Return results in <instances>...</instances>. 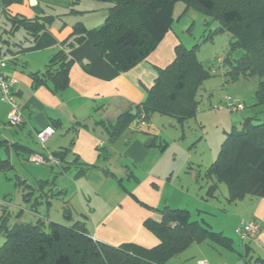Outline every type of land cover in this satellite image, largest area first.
Wrapping results in <instances>:
<instances>
[{
	"label": "crops",
	"instance_id": "crops-1",
	"mask_svg": "<svg viewBox=\"0 0 264 264\" xmlns=\"http://www.w3.org/2000/svg\"><path fill=\"white\" fill-rule=\"evenodd\" d=\"M71 1L47 0L42 4L41 0H23L21 4L5 8L0 3V15L3 16L0 57L7 59L6 75L17 81L14 92L22 110V122L18 126H9L6 123L9 106L0 101V151L7 156L4 160L0 157V161L9 164V168L0 170V173L13 169L12 153L27 161L30 154L42 152L39 148L30 147L29 140L37 148L34 134L51 126L55 133L46 141L45 151L54 153L69 148L63 163L67 169L63 173L70 176L66 179L71 182L72 195L80 198L79 207L85 204L82 202L90 205V208L85 206L83 209L88 214L80 211L67 221L68 225L82 221L88 236L114 247L134 244L151 249L159 241L144 227V222L147 219L158 220L159 210L164 207L187 210L191 221L201 222L222 235L227 230L226 234L230 237L233 232L235 234L234 229L240 222L253 220L261 224V231L243 242V252L235 249L231 238V249L205 241L191 244L166 264L170 261L195 264L197 260H206L209 264H246L247 261L252 264L256 258L264 259V198L246 197L229 203L226 196L227 207L221 206L216 192L219 182L213 197L206 196L208 186L215 183L205 177L209 165L201 173L200 165L191 167L186 162L184 165L174 159L172 162L166 159V144L153 117L160 114L151 115L148 124L143 127L138 128L133 122L114 140H110L106 132L107 125H113L121 114L135 113V107L144 101L147 90L152 87L157 70L173 61L174 48L181 43L177 34L173 30L167 32L146 59L131 70L118 73L96 51L99 40L97 30L104 22L107 5L80 0L71 6ZM71 8L75 12H70ZM187 11L184 4L176 3L173 20L187 14ZM16 15L25 19L52 16L53 21L34 40L22 28L12 27L7 16ZM76 23L84 26L85 41L67 50L71 60L67 87L53 92L52 85L34 86L31 75L43 71L58 50L59 42L69 37ZM14 129L26 138L23 141L15 139L19 134L16 131L11 133L10 130ZM58 173L62 174L61 170ZM46 176V173L37 175L38 184H46L48 180H43ZM100 176L103 181L106 179L110 181L107 183L115 185L105 187L101 199L98 198L100 188L95 184ZM25 194L30 205V210L25 213L32 217V221H24L29 217L24 218L23 211L16 216V223H35L40 218L44 222L50 221L38 212L41 204L38 198L42 199L44 194L38 197V194L34 196L35 191H27L22 198ZM45 203L50 202L47 199ZM218 215H221L218 221L227 223H214L212 218L216 219Z\"/></svg>",
	"mask_w": 264,
	"mask_h": 264
},
{
	"label": "trees",
	"instance_id": "trees-1",
	"mask_svg": "<svg viewBox=\"0 0 264 264\" xmlns=\"http://www.w3.org/2000/svg\"><path fill=\"white\" fill-rule=\"evenodd\" d=\"M79 1L72 0L70 4L74 6ZM92 1L107 5L104 22L97 30L96 51L118 73L131 70L156 49L171 30L175 4L182 3L186 10L216 20L218 32L231 36L230 49L238 48L242 54L233 61H226L230 66L228 75L232 80L257 78L254 100L257 105H264V0ZM22 2L0 0L4 8ZM70 12L75 11L71 8ZM7 17L14 29L22 28L34 40L53 21L52 16ZM71 30L69 37L59 42L58 50L43 71L31 75L34 86L52 85L53 92L67 87L71 64L67 50L85 41L81 23L74 24ZM195 47L187 50L180 43L174 48L173 61L157 70L152 87L147 90L144 101L135 107V113H123L113 125H107L110 140L119 137L133 122L148 124L155 113L172 117L180 124L195 118L199 103L197 88L211 75L210 68L196 59ZM242 126L241 131L232 128L227 133L217 157L205 171V177L215 182L206 190L208 197H213L219 182L227 187L229 203L246 197L264 198V120L254 125L252 118H246ZM68 152L69 148H64L51 153L59 161L62 173L67 169L63 163ZM8 168V162L0 161V170ZM26 199L25 194L23 200ZM159 213L158 220L144 222V227L159 241L151 249L134 244L114 247L95 241L88 236L82 221L62 225L40 218L35 223H14L7 227L6 218L1 216L0 232L5 241L0 246V264H166L191 244L207 241L226 249L232 247L229 238L211 231L201 222L191 221L187 210L164 207ZM63 216L71 220L69 214L64 212ZM252 264H264V259L256 258Z\"/></svg>",
	"mask_w": 264,
	"mask_h": 264
},
{
	"label": "rangeland",
	"instance_id": "rangeland-1",
	"mask_svg": "<svg viewBox=\"0 0 264 264\" xmlns=\"http://www.w3.org/2000/svg\"><path fill=\"white\" fill-rule=\"evenodd\" d=\"M46 1L41 0V3L43 4ZM42 4L40 5L42 6ZM187 12V14L180 16L176 14L178 19L173 20L169 32L173 30L187 50L196 46L195 50H193L196 59L206 68H210L211 75L197 88L196 98L199 103L194 119L179 125L170 117L160 115H154L153 117L156 120L155 124L161 130V138L166 144L164 151L166 159L169 162L174 159L178 163H184V165L186 162L191 167L200 165V171L203 173L206 166L210 165L217 157V152H219L223 139H225L232 128L241 131L243 129L242 123L246 118H252L254 125L264 120V105H257L254 100L257 78L250 77L232 80L231 75H228L230 66L226 61H233L242 54V51L238 48L230 49L231 36L225 32H218L219 25L216 20H211V18L193 10ZM2 18L3 16L0 15V24L3 23ZM208 36L210 40H203ZM219 58L221 62H218ZM226 96L240 101L243 109L238 111L227 109L229 103L225 101ZM10 131L11 133L16 131L19 134V137L15 138L17 140L23 141L26 138H23L24 136L17 129ZM21 136L22 138H20ZM29 141L30 147L39 148L42 151L40 154H44V150L38 143L36 148L35 143L32 140ZM0 157L2 158L1 160H4L7 156L5 152L0 151ZM22 159L12 153L11 164L13 169L0 173V217L4 216L6 218L5 226L10 227L16 223V216L23 211V217H29L25 218L24 221H32V217L25 213L26 210H30V205L22 200V194L27 191H35L34 196L38 194V197L40 194H44L42 199L38 198L41 201L38 212L41 215H45L51 222L68 225L67 223L69 222L63 216L64 212L72 218L80 211L88 214L83 209H85V206L90 208V205L82 202V204H85L82 208L79 207L78 200L80 198L72 195L71 182L66 179V177L70 176L64 173L59 174V166L35 165ZM42 173L48 175L43 179L48 180L46 184L43 183L44 185L38 184L36 178L37 175ZM103 179L100 176L95 183L101 191L100 196H98L100 199L105 194V187L115 186L114 183H107L110 182L109 180L105 179L103 181ZM227 191V187L220 183L219 190L216 192L221 206L227 207L225 203V197L228 195ZM47 199L50 202L48 204L45 203ZM213 205L219 207L217 204ZM220 218L221 215H218L216 219L212 218V220L214 223H227V221H218ZM0 225H2L1 218ZM215 227L214 229H218ZM225 227L227 229V224ZM225 231L227 232V230ZM216 232L218 231L216 230ZM226 232L223 235L231 238L235 249L243 252V242L239 240L234 232L231 237ZM4 238V234L0 232V246L4 243ZM169 264L177 263L176 261H170Z\"/></svg>",
	"mask_w": 264,
	"mask_h": 264
},
{
	"label": "built area",
	"instance_id": "built-area-1",
	"mask_svg": "<svg viewBox=\"0 0 264 264\" xmlns=\"http://www.w3.org/2000/svg\"><path fill=\"white\" fill-rule=\"evenodd\" d=\"M221 59H218V62ZM7 67V59L0 57V101L6 103L8 108L7 124L9 126H18L22 122V110L15 97L14 88L17 81L14 78L8 77L5 73ZM225 101L229 104L227 109L230 111H238L243 109V105L237 99H232L231 97L226 96ZM138 128L140 126L146 125L144 122H141L140 125L135 124ZM55 133V129L51 126H47L37 133L35 137L37 143L44 150V154L33 153L28 156L29 162L35 165H49L50 166H59L60 163L56 158L53 157L51 153L45 151L46 141ZM261 224L257 221H242L239 226L236 227L235 235L242 242H247L248 240L254 238L259 231H261ZM195 264H209L206 260H197Z\"/></svg>",
	"mask_w": 264,
	"mask_h": 264
}]
</instances>
